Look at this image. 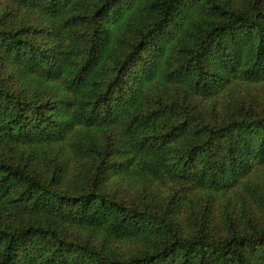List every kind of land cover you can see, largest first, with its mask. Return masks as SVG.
Instances as JSON below:
<instances>
[{
	"label": "trees",
	"instance_id": "obj_1",
	"mask_svg": "<svg viewBox=\"0 0 264 264\" xmlns=\"http://www.w3.org/2000/svg\"><path fill=\"white\" fill-rule=\"evenodd\" d=\"M4 2L0 264H264V0Z\"/></svg>",
	"mask_w": 264,
	"mask_h": 264
},
{
	"label": "rangeland",
	"instance_id": "obj_2",
	"mask_svg": "<svg viewBox=\"0 0 264 264\" xmlns=\"http://www.w3.org/2000/svg\"><path fill=\"white\" fill-rule=\"evenodd\" d=\"M5 2L4 0H0V11L2 12L5 9ZM118 193H120V191H118Z\"/></svg>",
	"mask_w": 264,
	"mask_h": 264
}]
</instances>
